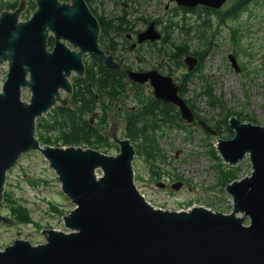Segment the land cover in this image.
Returning a JSON list of instances; mask_svg holds the SVG:
<instances>
[{"label":"water","instance_id":"95a60500","mask_svg":"<svg viewBox=\"0 0 264 264\" xmlns=\"http://www.w3.org/2000/svg\"><path fill=\"white\" fill-rule=\"evenodd\" d=\"M170 2L181 8L218 10L226 0ZM74 3L38 0L26 21H19L18 10L0 14V67L8 66L0 87V223H16L1 212L7 173L31 151L44 157L61 193L73 204L62 216L65 230H44V241L37 244L13 240L0 249V264H264V127L232 116L228 126L233 138L217 140L215 148L225 163L235 166L248 155L251 164L250 174L224 187L232 198L227 214L202 205L184 210L151 205L134 182V146L118 137L117 128H124L126 121L112 112L104 115L111 127L103 135L117 144L116 155L90 147L41 144L36 138L37 119L57 105L68 106L71 75H85L84 53L69 50L61 40L89 49L107 70L121 69L114 55L98 46V22L86 8L77 11L78 2ZM84 23L91 25L90 31L81 30ZM46 28L55 34L51 51L46 50ZM161 38L151 22L139 32L137 42ZM228 59L239 72L236 56L228 54ZM183 63L193 72L198 59L186 55ZM126 73L133 82L149 81L155 100L175 106L186 124L193 123L194 112L172 77L156 70ZM25 88L28 101L22 100ZM198 124L216 134L202 120ZM180 187L179 182L172 184L175 190Z\"/></svg>","mask_w":264,"mask_h":264},{"label":"rangeland","instance_id":"374dc122","mask_svg":"<svg viewBox=\"0 0 264 264\" xmlns=\"http://www.w3.org/2000/svg\"><path fill=\"white\" fill-rule=\"evenodd\" d=\"M119 1L125 2L118 4L115 0H108L107 4L98 9L112 16L113 19L124 15V11L146 20L161 18L160 28L170 18L185 17L187 21V19L193 20L191 16L195 14L194 12L184 13L175 2L165 9L167 3H170L169 0H138L140 5L135 4V0H129L127 3V0ZM231 2L232 0H228L222 10L227 9ZM215 20L212 18V22ZM144 25L145 23L140 22L137 27L144 28ZM215 31L213 38H210L211 45L208 47L210 51L202 60L199 69L183 83L185 87L183 98L191 101L198 116L197 119L209 125L216 134H209L198 123L186 124L183 121L180 128H176L171 127L170 122L161 120L159 122L161 128L156 130L159 153L162 154L159 160L152 166L141 156L137 154L134 156L132 164L135 185L145 199L156 208L184 210L193 205H202L227 214L232 208L231 198L225 192L223 183H230L250 174L251 164L248 155H245L235 166H230L223 161L215 147L218 139L233 138L234 132L225 126L226 120L228 122L232 116L240 122L264 127V0L249 1L247 10L240 12L237 20L229 21ZM171 33L170 37L175 45L184 40L189 42L190 48L195 49L202 45L195 33L189 36L178 30ZM228 54H235L241 69L239 72L231 66ZM119 55L126 57V63L130 64L129 57H133L132 54L122 51ZM145 57L146 62L143 66L149 68L155 66L161 56L156 57L152 49H148L145 51ZM184 57L182 56L181 59ZM131 60L133 66L137 67L134 58ZM84 63L88 67L93 65L92 69L98 70V64L102 62L94 60L92 56H86ZM165 69L174 70L173 66L167 65ZM7 70L8 66L4 63L0 67V87L6 79ZM176 71L177 74L183 72L180 67ZM179 78L181 76H178ZM75 79L76 77L73 78V83L70 77L73 86L72 95L80 106L76 107L72 102L64 107L72 110L70 112L72 118L65 119V127L58 125V129L54 130L45 124L42 134L55 144L51 146H68L63 145L64 141L61 137L59 139L57 137L61 131L65 136L70 135L73 142L79 140V133L69 129L75 120H73V114L78 116L76 123L81 131L87 128V121L93 113L100 115L97 122L100 125L98 132L101 134L106 129L107 118L104 112L108 109L111 99L103 93L106 91L109 93L111 90L95 88L93 92L83 90L85 93H82ZM206 86H209L216 98L214 102H211L209 95L205 93ZM61 96H64L63 92ZM29 97V90L23 89L22 100L28 101ZM95 97L99 99L97 106L94 105ZM124 97L121 95V100L119 97L113 100H119L120 104L125 105L126 108L137 105L135 100L131 101V98ZM150 100L153 102L154 97L152 96ZM145 103L149 104V101ZM79 111L85 116L86 121L79 119L81 115ZM41 118H44L46 123L49 119L48 114ZM118 137L127 138L126 129L119 131ZM82 141V145H71L90 147L108 155H116L119 152L117 144L109 138L105 139L108 146L103 145L100 149L94 148V145V147L89 146L85 140ZM182 179L185 183L183 182V187L179 190H174L171 186L166 189L158 187L159 183L173 184ZM5 192L10 195L15 206L21 205L28 210L31 222L14 225L0 223V249L11 244L15 239L28 240L33 244L41 243L44 241L42 233L44 230H65L62 222L64 214L60 216L55 209L68 212L73 209V204L61 193L56 174L39 152L31 151L20 157L17 164L7 173ZM1 212L8 216L7 209Z\"/></svg>","mask_w":264,"mask_h":264},{"label":"trees","instance_id":"16d2710c","mask_svg":"<svg viewBox=\"0 0 264 264\" xmlns=\"http://www.w3.org/2000/svg\"><path fill=\"white\" fill-rule=\"evenodd\" d=\"M116 2L118 3L119 0H116ZM127 2H129V0H127L126 3ZM248 2L249 0H236L232 6L225 10H213L201 6H197L193 9L181 8L184 13L194 12V16H191L193 20L187 19V21H185V17H183L182 19L170 18L166 21V27L164 28V30L168 32L178 30L179 32L184 33L187 36H189L191 33H195L196 38L201 40L200 42L202 43V45L194 49L190 48L189 42L186 40L177 45L172 43L171 40L172 48L169 47L167 50L161 48L159 53H166L169 58H171V61H173L177 66L183 65L181 59L182 56L190 52L194 55H198L202 61L210 51V48H208L211 45L210 38H213V35L216 32L215 30L219 29L220 26L226 25L229 21H233L235 19L237 20L239 13L247 10ZM252 2H256V0H252ZM135 4L140 5L138 0H135ZM124 12L125 14L123 18L127 17L128 13L127 11ZM212 18L216 19L215 22H212ZM122 23L123 21L119 22L118 29H121L123 25ZM112 26L116 28V25L113 24ZM210 33L211 37L208 36ZM92 58L99 62V60L95 56H92ZM98 65V70H93V65L90 67L85 66L84 77L79 79L77 78L76 81L78 83L79 89L81 90L80 92L85 93L83 90L93 92L95 88L96 90L104 89L105 91L108 88L111 91H109V93L106 91L107 94L103 93V95H107L111 100L115 99L116 97L121 98V95L124 94V91L123 89L121 91H117V88L121 86H119L120 83H114V78L117 74H115L116 71L105 69L102 63ZM187 78L188 77L183 79V83L188 80ZM184 92L185 87L184 84H182L181 88L179 87V94L182 98ZM205 93L209 95L211 102L215 101L216 98L211 93L209 86H206ZM72 100L75 105L78 104L76 102V98H74L73 95ZM184 100L193 110L195 117H198L196 112L194 111V106L191 101L189 99ZM145 106L146 107L140 108L135 113H133L130 118H128L126 137L133 144L135 154L144 158V160L149 165L154 166V162L159 160L162 155L161 152L159 153L160 149L157 144L158 137L156 135V130H159L161 128V126H159V122L161 120L168 123L170 122L171 127L180 128L181 124H183V120L180 118V112L178 111V109L171 104L167 105L161 101H156L154 99L153 102L152 100H149V104H146ZM70 112H72L71 109L57 106V108H53L51 112L48 113L49 119L47 120V123L44 118H40L37 121V138L41 144H53L50 139L45 138V135L42 134L44 133V127L46 126L45 124H48V126L52 127L54 130L55 128L58 129V125L63 128L65 127L66 117L72 118ZM227 117H229V115ZM76 118H78V116L73 114V120ZM225 126L229 130L227 120ZM69 129L73 132L79 133V140L77 142H73L70 135L65 136L61 131L58 133L57 137L58 139L61 137L62 141H64V144L62 143L63 145H82V140H85V142L89 144V146H95L94 148L97 149H100V147L103 145H106V147L108 146V143L105 142L106 138L102 134H100L99 132H93L91 129L89 130L88 126L83 131L79 130L75 120L74 123L69 126ZM226 183L227 182H224L222 186L225 187ZM14 204L15 203L10 195L4 191L1 210L7 209L8 216L15 219L16 223H30L31 218L29 216L28 210H26L21 205L15 206ZM51 206L56 207L55 205ZM55 210L60 216H62L66 212L65 210H59L58 208H56Z\"/></svg>","mask_w":264,"mask_h":264},{"label":"flooded vegetation","instance_id":"af4514ba","mask_svg":"<svg viewBox=\"0 0 264 264\" xmlns=\"http://www.w3.org/2000/svg\"><path fill=\"white\" fill-rule=\"evenodd\" d=\"M37 1L38 0H0V14L2 12L11 13L18 10L19 21L29 20L38 7ZM74 1L75 0H57V3L59 5L71 6L75 4ZM76 1L78 2L77 3L78 6L76 7L77 11L80 12V10H84L86 8L90 12L91 16L98 22V26H99L98 46L100 47V49L106 51L107 53H112L114 55V59L121 66V69L115 72V74L116 73L117 74L115 75L114 78V83L115 84L120 83L119 86H121L117 88V91H121L123 89L124 91L123 96H125L124 98H131V101L135 100L137 102V105H134L131 108H126L125 105L120 104L119 100H110L111 103H109L110 105L108 106V109L105 110L104 114L107 115L108 112H112L118 118L124 119L126 121L124 128L118 129L116 127L118 133L119 131L121 132L122 130H125L127 128L128 118H130L132 114L135 113L140 108L146 107L145 105L148 103L145 102H148L153 96V88L151 87L149 81L145 83L133 82L128 78L126 70H133L136 72H146L149 70H156L158 73L164 76L172 77L173 81L176 82L181 88V85L183 84V79L189 77L199 69L200 63L202 61L198 55H194L191 52L184 54L183 56L192 55L198 59V65L196 66L193 72H188L184 63L181 66H177L173 61H171V58H169V56L166 53L163 54L159 53L161 48H164L166 50L169 47H171V40H172L170 37L172 33L164 30V28L166 27V22L163 23V26L160 28V24H162L161 18H156L154 20L153 19L146 20L143 17L136 16V14H130V15L127 14V17L125 18H123L124 15H122L117 19L116 18L113 19L112 16L98 9V7L101 8L102 6L107 4L108 0H76ZM235 1L236 0H232L230 6H232ZM249 1L252 2V0ZM227 2L228 0H226L225 3ZM171 3L174 2L167 3L168 5L167 8L170 6ZM120 21H123L122 23L123 25L121 29H118ZM140 22L145 23L144 28L137 27ZM151 22L155 23L156 29L162 34V38L156 42H150L148 40L143 41L141 43L137 42L139 32L143 31ZM113 24L116 25V28L112 26ZM90 26H91L90 24L84 23L81 25V30L90 31L91 30ZM45 33L47 35L46 50L51 51L54 48V44H55V34L50 28H46ZM61 41L69 50L74 52L84 53L83 60L85 59L86 56H92L88 54L89 49L85 47L75 46L68 40L63 39ZM148 49H152L156 57L158 58L159 56L161 57H160V61H157V64L155 66L146 68L143 65L146 62L145 51ZM122 51H125V53L128 52L129 54L133 55V57H129L130 64L126 63L125 61L126 57L119 55L120 52ZM132 58H134L137 67L133 66V62L131 60ZM166 65L173 66L174 70L172 71L166 70L165 69ZM179 67L183 70V72L177 74L176 69ZM178 76H181V78L178 79ZM71 77L73 82H74L73 78L76 77L75 81H77V78H79L75 74H72ZM71 98L68 104H71L73 102ZM94 101H95L94 105L97 106L99 101L98 97H95ZM57 106L54 108H57ZM75 106L79 107L80 105L76 104ZM103 106H107V105H103ZM79 114H81L79 116V119L82 120L83 122L84 120L86 121L85 116L82 115L81 111H79ZM99 117H100L99 113L92 114L91 118L87 121V126L89 127V130L91 129L93 132H98V130H100V125L97 124V122L99 121ZM77 119L78 118L75 119L76 122ZM197 120H198L197 117H195L193 123L194 124L198 123ZM110 127H111L110 123L107 120L106 129H104L103 131L109 129ZM103 131L101 132L102 135H103ZM177 182L181 183V187L179 188L181 189L183 187V182L185 183V181L182 179V181H177ZM159 184H163V187H160L162 189L163 188L166 189L170 186L172 187V183H168V182L159 183Z\"/></svg>","mask_w":264,"mask_h":264}]
</instances>
